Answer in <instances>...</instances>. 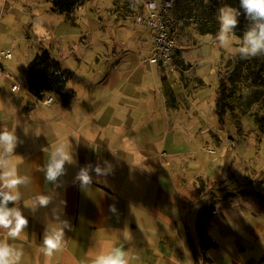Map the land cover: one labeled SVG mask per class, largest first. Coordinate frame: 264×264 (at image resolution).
<instances>
[{
    "label": "crops",
    "instance_id": "obj_1",
    "mask_svg": "<svg viewBox=\"0 0 264 264\" xmlns=\"http://www.w3.org/2000/svg\"><path fill=\"white\" fill-rule=\"evenodd\" d=\"M47 1L0 0V50L12 52L2 62L13 78L0 77V131H15L14 162L30 179L16 204L28 226L16 239L0 229V241L23 251L19 264H92L112 247L127 251L129 264H264V191L257 189L246 204L248 192L234 176L223 184L229 144L207 138L212 128L222 132L212 122L214 99L208 105L204 88L186 92L171 64H150L151 32L136 24L109 34L95 19L84 21V32L64 18L50 19L38 36L36 18L53 15ZM96 33L101 36L91 41ZM77 35L95 46L91 60L74 53L75 38L67 51ZM40 48L71 74L67 86L75 97L67 107L53 94L49 106L27 91L26 67ZM60 143L71 147L75 163L65 165L56 186L43 168ZM105 162L108 173L90 172L93 182L82 188L79 170L89 164L103 169ZM49 194L46 207L25 206ZM209 207L215 214L207 234L217 248L202 251L195 224ZM54 212L70 230L62 250L47 256L43 238L58 227Z\"/></svg>",
    "mask_w": 264,
    "mask_h": 264
},
{
    "label": "rangeland",
    "instance_id": "obj_2",
    "mask_svg": "<svg viewBox=\"0 0 264 264\" xmlns=\"http://www.w3.org/2000/svg\"><path fill=\"white\" fill-rule=\"evenodd\" d=\"M149 1H155L159 7L162 8V0H90L78 8L70 18L56 16L54 14H49V18L47 16L36 18L35 33L38 34V36L43 37L45 35L43 31L44 24L50 21V19L56 21V19L59 18H64L67 24H71V26L76 24L80 30L84 32L86 28L84 21H88L90 18L95 19L96 22L101 21V25L106 27L109 34H111V31L120 25H130L133 27V24L136 23L132 19H126L125 17L144 15L145 8ZM47 7H51L50 0L47 1ZM7 20V18L4 19V22ZM75 21H78V24ZM138 26L144 27L145 32L146 29H148L146 26ZM168 29L170 31L171 39L175 44V48L171 55L169 72L172 71L171 74H175L178 78H180V76L182 77V80L180 78L181 87H184L186 92H189L190 90H201L204 88L208 97L206 101L208 102V105L210 103L211 106V101L213 99L215 100V94L213 93L217 87L215 73L217 70L224 68L228 62L233 60L241 42L235 36L231 35L230 46L222 48L216 39L217 35H200L193 26L183 28L176 26ZM124 34L125 33L123 32V35ZM100 36V33H96V35L92 34L91 41ZM74 38L77 42L74 53L82 55L85 59L91 60L88 57H90V54H93V51H95V46L90 48L92 44L90 46L85 45L84 39L87 37L77 35V37L69 38L68 43L70 46L67 48V51L73 48V42L70 41ZM109 46H111V43L108 47ZM142 57H146V55H143ZM180 61L182 65L178 64ZM69 65L70 68L74 69L72 64ZM194 70H198L200 73L199 77L202 80L194 77ZM51 98L52 102L47 104L44 103V105H55V100L53 97ZM263 112L264 110L260 104L254 105L251 111L247 113H242L238 110L235 114L230 115L222 132L218 133L212 128V130H209L210 132L207 136L210 142L219 139L220 142L224 140L229 145H233L234 143V146H232L233 148L228 145L227 151L229 155L225 158L227 163L224 169L223 184L227 179L229 180L231 176H234L236 178V184L239 183L241 189H245V191L248 192L244 199L246 204L251 203V198L257 197V189L264 191V136L258 131L255 123L256 115L257 117L261 116ZM210 116L212 115L210 114ZM211 121L212 118L209 119L208 125H211L212 122H214V127L217 128V119L215 116L213 121ZM243 150L245 151V155L237 154L238 151L242 153ZM255 174H257V176H255Z\"/></svg>",
    "mask_w": 264,
    "mask_h": 264
},
{
    "label": "trees",
    "instance_id": "obj_3",
    "mask_svg": "<svg viewBox=\"0 0 264 264\" xmlns=\"http://www.w3.org/2000/svg\"><path fill=\"white\" fill-rule=\"evenodd\" d=\"M50 1V11L54 15L70 18L78 8L90 0ZM226 5L241 12L238 17L239 26L232 35L242 43L241 38L250 23L240 8V0H162V8H159L167 28L193 26L200 35L216 36L220 28L218 10ZM178 64L182 65L181 61ZM70 75L69 71L62 68L59 59L53 57L47 49L40 48L26 67L25 85L35 100L43 101L47 95L53 94L58 97L62 106L67 107L75 97L74 90L67 86ZM215 75L217 87L214 90L212 112L217 119L219 130H224L230 115L238 110L247 113L257 104L264 110V56L244 60L236 54L233 60L217 70ZM255 123L258 131L264 136V112L261 116L256 115ZM7 207L11 208L13 204L9 203ZM214 214V207H209L197 215L195 227L202 251L217 248V244L207 234L209 222Z\"/></svg>",
    "mask_w": 264,
    "mask_h": 264
},
{
    "label": "clouds",
    "instance_id": "obj_4",
    "mask_svg": "<svg viewBox=\"0 0 264 264\" xmlns=\"http://www.w3.org/2000/svg\"><path fill=\"white\" fill-rule=\"evenodd\" d=\"M240 8L250 26L241 38V46L237 49L240 59L256 58L264 56V0H240ZM241 12L230 6L221 7L218 10L217 19L220 25L216 39L220 47L230 46V36L239 26L238 17ZM19 143L15 131H0V229L7 230L10 238L16 239L28 226V219L23 215L17 202L21 201L20 187L30 183L27 176L18 174L17 165L14 162V150ZM71 147L63 143L58 144L51 151V156L43 168L45 180L59 186L58 178L66 175L65 165L74 164ZM105 168L91 164L81 168L76 176L82 188L89 187L92 182L90 172L97 176L106 175L109 166L105 162ZM53 199L51 194L33 197L30 205H25L35 211L38 207H46ZM14 206L9 208L7 205ZM58 227L46 230L43 238V250L45 255L51 256L54 252L62 250L65 245V229L70 230L67 221H61L54 212ZM23 251L10 246L7 241H0V264H19ZM92 264H129L128 253L123 248L112 247L106 253L97 254Z\"/></svg>",
    "mask_w": 264,
    "mask_h": 264
},
{
    "label": "built area",
    "instance_id": "obj_5",
    "mask_svg": "<svg viewBox=\"0 0 264 264\" xmlns=\"http://www.w3.org/2000/svg\"><path fill=\"white\" fill-rule=\"evenodd\" d=\"M126 19H132L136 24L146 26L152 35L153 50L149 55L148 62L150 64H161L162 66H169L171 63L172 51L175 48V44L171 39L169 29L163 17L160 14L159 5L155 1H149L145 8L144 15H136L134 17L126 16ZM12 52L10 50H0V77L3 76L9 80L13 78L11 75L4 71V65L2 61L11 60ZM18 84L12 85V90L15 91L18 88ZM52 96L47 95L43 99V103H51ZM209 153L211 151H208Z\"/></svg>",
    "mask_w": 264,
    "mask_h": 264
}]
</instances>
